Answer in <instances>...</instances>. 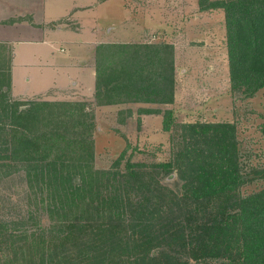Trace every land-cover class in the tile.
Masks as SVG:
<instances>
[{
  "label": "trees",
  "instance_id": "16d2710c",
  "mask_svg": "<svg viewBox=\"0 0 264 264\" xmlns=\"http://www.w3.org/2000/svg\"><path fill=\"white\" fill-rule=\"evenodd\" d=\"M198 4L224 10L231 89L254 96L264 0ZM13 55L0 41V181L23 173L31 200L22 216H0V264H264V185L242 193L264 166L243 170L236 124L140 106L163 114L164 131L180 127L173 157L147 163L124 150L108 169L94 165L96 107L174 101V45L97 44L94 102L12 98ZM174 173L172 185L160 180Z\"/></svg>",
  "mask_w": 264,
  "mask_h": 264
},
{
  "label": "rangeland",
  "instance_id": "374dc122",
  "mask_svg": "<svg viewBox=\"0 0 264 264\" xmlns=\"http://www.w3.org/2000/svg\"><path fill=\"white\" fill-rule=\"evenodd\" d=\"M52 2L47 1L46 15L54 19L68 14L75 4L86 6L73 14L80 26L72 29L56 24L46 42H29L18 40L30 34L28 18L0 23V35H9L15 47L12 98L94 102L92 42L109 38L114 43H170L176 51L171 104L126 102L96 107V168L108 169L124 150L126 158L147 163L173 157L177 146L172 136L174 131L181 134L180 127L172 133L164 131L163 114L142 113L140 106L171 108L177 122L234 123L243 170L264 166V88L252 97L231 89L224 10H201L198 0H58L61 11L53 12L49 10ZM84 59L87 63L81 65ZM127 108L133 109L132 115ZM175 176L160 180L172 185ZM263 185L261 179L247 183L242 193ZM27 187L23 173L0 181V216L25 214L31 200ZM42 219L48 223L46 217Z\"/></svg>",
  "mask_w": 264,
  "mask_h": 264
},
{
  "label": "crops",
  "instance_id": "0c3cea01",
  "mask_svg": "<svg viewBox=\"0 0 264 264\" xmlns=\"http://www.w3.org/2000/svg\"><path fill=\"white\" fill-rule=\"evenodd\" d=\"M47 1L48 0H0V23L7 21V20L17 21L23 18H28L27 29L29 30L30 34L21 35V37H18L19 38L18 40L29 41V42H33V41L46 42L48 40V37H50L49 34H51L53 30H56L57 28L56 23L61 20H66V23H64V25L66 26H63V27L77 29L80 26L79 22L74 19L73 14L77 9L85 8L86 6H78L77 4H75L74 8L72 10L70 9L71 11L68 14L64 15L61 18L59 17V18L54 19L55 17H47L46 15V9L48 8L46 7ZM57 2L58 0H53L49 8L50 11H53V12L61 11L60 9L62 6H60V4H58ZM60 2L62 3V0H60ZM30 6L34 7V10L40 11L41 15L35 13L34 10L29 12V10L27 9H30ZM2 33H5V32H2ZM8 36L9 35L1 34L0 41L7 42L12 45V48L14 51L13 61H12V72H13L15 47L12 42L13 39H9L11 37H8ZM110 41L111 40L107 38V40H99V41H96V43L92 42L91 44L94 45L95 52H96L97 44L101 42H110ZM86 63H87L86 59L80 62L81 65H84ZM74 84H77V82L74 81ZM95 87H96V67H95ZM94 91H95V88H94Z\"/></svg>",
  "mask_w": 264,
  "mask_h": 264
}]
</instances>
